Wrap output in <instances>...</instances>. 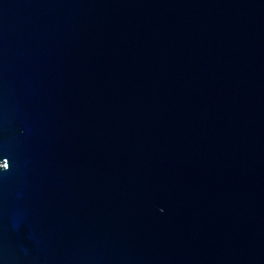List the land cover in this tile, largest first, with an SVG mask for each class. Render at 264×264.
<instances>
[{
  "label": "water",
  "instance_id": "95a60500",
  "mask_svg": "<svg viewBox=\"0 0 264 264\" xmlns=\"http://www.w3.org/2000/svg\"><path fill=\"white\" fill-rule=\"evenodd\" d=\"M0 264H264V0H0Z\"/></svg>",
  "mask_w": 264,
  "mask_h": 264
}]
</instances>
